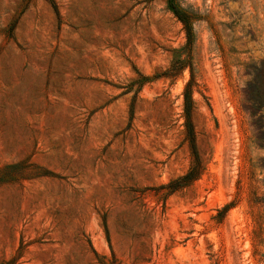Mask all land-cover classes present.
Wrapping results in <instances>:
<instances>
[{"label": "rangeland", "instance_id": "rangeland-1", "mask_svg": "<svg viewBox=\"0 0 264 264\" xmlns=\"http://www.w3.org/2000/svg\"><path fill=\"white\" fill-rule=\"evenodd\" d=\"M53 1L0 0V264H264V0Z\"/></svg>", "mask_w": 264, "mask_h": 264}, {"label": "trees", "instance_id": "trees-1", "mask_svg": "<svg viewBox=\"0 0 264 264\" xmlns=\"http://www.w3.org/2000/svg\"><path fill=\"white\" fill-rule=\"evenodd\" d=\"M49 1L57 13V7H56L55 2L53 0H49ZM174 12L177 15V17L181 20V22L183 23V26L186 30V35H187V40H188L187 42L190 45L192 42V33H191L190 25L188 21L185 18H183V16L181 15L178 9H174ZM142 79L146 80V77L142 76ZM191 109H192V100L189 94V89L188 87H186L185 92H184V101H183L184 126L186 129V135L190 141V146L192 149V155H193L194 160L191 166L189 167V169L186 171V173H184L182 176H180L173 182L172 188H171L172 190L176 189L177 187L188 184L191 180H193L201 172V164H200V160L198 158V154L195 148L194 131H193V125H192V120H191ZM102 258L104 260H101L99 262L100 264H117L113 257L111 260H107L104 257Z\"/></svg>", "mask_w": 264, "mask_h": 264}]
</instances>
